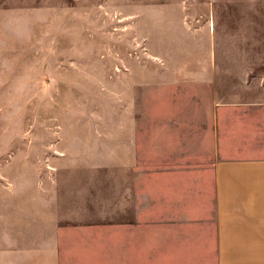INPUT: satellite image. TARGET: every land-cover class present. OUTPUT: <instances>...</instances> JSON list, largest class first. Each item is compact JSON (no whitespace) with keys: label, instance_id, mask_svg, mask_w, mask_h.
I'll return each mask as SVG.
<instances>
[{"label":"crops","instance_id":"0c3cea01","mask_svg":"<svg viewBox=\"0 0 264 264\" xmlns=\"http://www.w3.org/2000/svg\"><path fill=\"white\" fill-rule=\"evenodd\" d=\"M214 1L165 0L138 9L142 56L152 60L129 89H157L161 103L187 100L188 122L180 118L185 105L171 104V112L164 109L168 126L149 129L142 146L137 91L128 92L130 103L120 94L113 135L93 141L86 131L82 149L72 153L83 162L49 166L31 205L32 228L25 214L20 235L0 236V264H264V55H255L264 32L251 9L240 12L233 30ZM228 82L232 88L223 89ZM200 101L205 129L197 123ZM102 170L116 171L115 210L108 178L57 179ZM207 175L215 223H204Z\"/></svg>","mask_w":264,"mask_h":264},{"label":"rangeland","instance_id":"374dc122","mask_svg":"<svg viewBox=\"0 0 264 264\" xmlns=\"http://www.w3.org/2000/svg\"><path fill=\"white\" fill-rule=\"evenodd\" d=\"M162 1L0 0V236L20 235L25 214L32 228L31 205L38 202L44 172L52 165L69 164L65 158L83 162V156L72 154L82 149L83 133L91 132L93 141L113 135L109 132L115 127L113 114L119 96L126 94L121 101L130 103L134 98L128 101V92L135 95L137 91L136 126L142 146L148 143L149 129L156 132L165 122L168 126L170 117L164 116V109L166 115L172 105H185L180 118L186 123L191 118L187 100L161 103L157 89H129L142 73V65L152 60L142 56L145 44L139 6ZM189 2L191 7L198 6ZM213 6L230 19L233 30L242 10L258 12L264 32V0H215ZM260 54L264 55V40L262 49L255 53ZM251 55L255 56L253 52ZM221 85L231 89L233 83ZM200 88V92L207 91ZM166 92L170 94L165 91L163 95ZM203 103L200 101L197 123L205 129ZM194 126L189 124V128ZM156 137L152 135V141ZM205 168L211 169L207 164ZM70 175L74 180L94 182L108 178L111 205L116 209L115 170L91 175L61 172L57 179L66 182ZM206 185L209 205L204 223H215L214 186L209 175ZM112 222L119 223L120 219L113 217Z\"/></svg>","mask_w":264,"mask_h":264}]
</instances>
